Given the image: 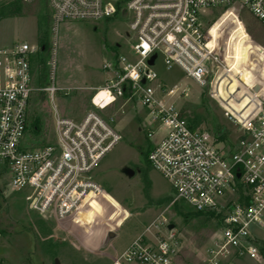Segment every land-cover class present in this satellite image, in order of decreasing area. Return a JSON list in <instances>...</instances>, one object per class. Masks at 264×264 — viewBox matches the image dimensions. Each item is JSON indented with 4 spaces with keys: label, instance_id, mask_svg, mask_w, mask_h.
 <instances>
[{
    "label": "built area",
    "instance_id": "2783aa9c",
    "mask_svg": "<svg viewBox=\"0 0 264 264\" xmlns=\"http://www.w3.org/2000/svg\"><path fill=\"white\" fill-rule=\"evenodd\" d=\"M47 2L55 38L65 21L121 18L129 44L121 51L117 43L119 51L103 64L109 78L103 86L93 88L92 109L80 120L61 117L56 110L55 94L62 90L55 84L56 40L46 62L51 80L46 86L36 83L33 72L34 62L43 60L45 48L26 41L0 46V164L11 175V192L21 193L33 212L58 219L75 214L90 192L103 189L90 174L122 139L116 130V115L106 111L120 103V113H124L125 104L138 103L148 117L139 122V131H145L149 141L147 161L173 187L171 203L183 202L218 221L203 264H240L246 258L261 264L264 95L258 90L262 82L256 90L257 85L240 80L227 57L230 31L220 33L213 42L204 18L209 12L224 10L237 19L233 12L237 10L264 25V0ZM159 58L167 70L177 67L186 78L208 89L224 116L239 127L232 147L209 130L193 126L177 107L174 97L185 96L187 90L163 86L155 69ZM232 74L240 82L235 90L231 89ZM39 92L49 94L57 113L54 134L36 139L39 129L33 125V108ZM245 97L249 98L247 105L243 104ZM169 225L160 214L109 264H179L176 228ZM0 264H5L1 254Z\"/></svg>",
    "mask_w": 264,
    "mask_h": 264
},
{
    "label": "rangeland",
    "instance_id": "374dc122",
    "mask_svg": "<svg viewBox=\"0 0 264 264\" xmlns=\"http://www.w3.org/2000/svg\"><path fill=\"white\" fill-rule=\"evenodd\" d=\"M233 12L238 20L224 10L207 13L206 28L211 29L213 42L220 33L227 35L230 31L227 57L235 65L234 72L243 73L240 80L246 85L262 82L258 91L263 96L264 25L245 11ZM124 27L121 18L65 21L58 26L55 38L47 0H0V46L24 41L47 44L44 60L33 64L39 86L51 84L46 62L56 40L55 84L63 90L55 94V104L61 117L80 120L92 109L93 86H103L109 78L103 64L119 51L117 43L121 51L128 48ZM155 69L163 86L177 85L187 90L185 96L176 95L174 100L193 126L209 130L230 147L237 142L239 127L224 116L207 88L186 78L177 67L167 70L161 58ZM233 77L231 89L235 90L240 82ZM248 101L245 97L243 104ZM120 105L106 114L116 115L115 126L122 139L90 174L103 192L91 196L71 216L58 219L29 210L23 195L11 192V175L0 164V254L5 264H109L162 213L176 228L178 263L203 264L205 248L217 230V219L195 212L183 202L171 203L173 187L147 161L149 141L146 132L139 131V122L148 120L145 108L127 103L125 112L120 113ZM56 110L49 94L39 92L33 108V125L39 129L36 139L54 134ZM126 167L133 169L134 175H126ZM109 230L118 236L104 244ZM240 264L260 263L246 258Z\"/></svg>",
    "mask_w": 264,
    "mask_h": 264
},
{
    "label": "water",
    "instance_id": "95a60500",
    "mask_svg": "<svg viewBox=\"0 0 264 264\" xmlns=\"http://www.w3.org/2000/svg\"><path fill=\"white\" fill-rule=\"evenodd\" d=\"M155 58H156V55H154V56L151 58V60L149 61L150 64H153ZM260 85H261V84H258L257 87L259 88ZM222 129L224 130V128H222ZM223 130H222V131H223ZM123 172H124L126 175H128V176H132V175H134V170L131 169V168H129V167L124 168V169H123ZM173 227H174V224H170V225H169V228H173ZM116 236H117V234H116L114 231H111V230L108 231V232H107V235H106V237H105V240H104V244L109 243V242H110L112 239H114ZM57 262H58V260H57Z\"/></svg>",
    "mask_w": 264,
    "mask_h": 264
},
{
    "label": "bare ground",
    "instance_id": "6f19581e",
    "mask_svg": "<svg viewBox=\"0 0 264 264\" xmlns=\"http://www.w3.org/2000/svg\"><path fill=\"white\" fill-rule=\"evenodd\" d=\"M239 74L241 75V77L243 76V73H242V72H240ZM102 192H103V189H100L99 192H90V193L86 196V198H85V200L83 201V203H84L85 201H87L91 196H99ZM83 203L81 204V206L83 205ZM81 206H80V208H81ZM80 208H79V209H80Z\"/></svg>",
    "mask_w": 264,
    "mask_h": 264
},
{
    "label": "trees",
    "instance_id": "16d2710c",
    "mask_svg": "<svg viewBox=\"0 0 264 264\" xmlns=\"http://www.w3.org/2000/svg\"><path fill=\"white\" fill-rule=\"evenodd\" d=\"M41 48H45V50L47 49V44L44 42L42 43L41 45H39ZM45 57V56H44ZM44 57H43V60H44ZM42 60V61H43Z\"/></svg>",
    "mask_w": 264,
    "mask_h": 264
},
{
    "label": "crops",
    "instance_id": "0c3cea01",
    "mask_svg": "<svg viewBox=\"0 0 264 264\" xmlns=\"http://www.w3.org/2000/svg\"><path fill=\"white\" fill-rule=\"evenodd\" d=\"M97 87H101V86H93V88H97ZM68 89V88H67ZM62 90H63V88H62ZM94 91V90H93Z\"/></svg>",
    "mask_w": 264,
    "mask_h": 264
},
{
    "label": "snow or ice",
    "instance_id": "6c2138e0",
    "mask_svg": "<svg viewBox=\"0 0 264 264\" xmlns=\"http://www.w3.org/2000/svg\"><path fill=\"white\" fill-rule=\"evenodd\" d=\"M133 75H135V73H133Z\"/></svg>",
    "mask_w": 264,
    "mask_h": 264
}]
</instances>
